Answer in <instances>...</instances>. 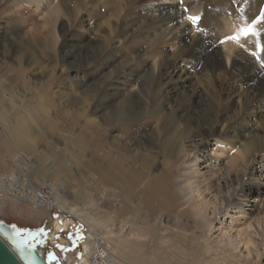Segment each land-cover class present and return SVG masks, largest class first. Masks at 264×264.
Wrapping results in <instances>:
<instances>
[{"label": "rangeland", "instance_id": "1", "mask_svg": "<svg viewBox=\"0 0 264 264\" xmlns=\"http://www.w3.org/2000/svg\"><path fill=\"white\" fill-rule=\"evenodd\" d=\"M37 1L43 9L48 3L0 0V81L5 89L14 87L11 97L22 100L27 107L41 105L42 96L51 104L47 113L42 114L43 119L28 120L31 130L23 126L26 132L22 139L30 151L19 150L35 167L50 165L51 176L49 172L39 180L54 187L65 204L80 209L88 204L84 208L91 216L97 214L93 203L101 220L120 215L123 221L119 223L118 219L108 228L117 238L128 240L135 250L145 253L148 264H264V87H254L255 77L250 79L242 66L249 61L254 71L264 75V52L257 49L258 43L264 45V0L254 7L248 0H180L178 4L159 6L154 0H80L79 13L74 11L72 0H63L72 11L68 17L58 16L61 19L55 24L52 38L37 36L47 30L42 29L41 12L33 9ZM15 3H21L17 12L24 18L22 28L37 37L19 39L14 35ZM168 7H174L168 17L178 13L180 22L190 15L202 17V33L198 34L189 20L187 24L196 33L198 44L193 40L173 45L169 35L159 36L164 26L150 16L159 15L162 10L165 15L171 10ZM258 18L254 26L258 35L235 43L228 61L223 44L238 30L225 31L224 20L237 21L241 28ZM79 37L88 45L87 52L77 48ZM214 51L221 57L217 59ZM85 54L89 56L84 59L81 55ZM235 66L238 68L233 69ZM170 72H174V83L184 81L173 114L181 115L180 107L192 111V134L194 128L200 127L199 138L204 143L199 150L192 149L193 139L187 141L175 131V120L179 123V118L160 111L159 91L165 83L161 76ZM244 73L250 80H246ZM263 75L259 79L264 81ZM113 89L124 99L117 97L116 102H105L110 99L104 95L114 93ZM58 90L75 96V105L58 103ZM83 91L87 94L80 95ZM69 97L71 101L73 98ZM89 98H94L91 108L83 112L82 101ZM112 103L118 104L124 117L108 120L103 127L97 116L108 113ZM162 105L165 107L166 103ZM95 106L101 112L94 115L91 110ZM89 120L93 121L91 126ZM180 123L184 124L185 119L180 118ZM83 128L92 139L88 153L79 161L74 139ZM251 136H256L254 151L244 162L235 160L232 155ZM114 137L125 145L123 150L117 149ZM98 143H104L106 148L98 152ZM217 151H222V156ZM196 156H200L199 164H195ZM2 157L5 168H0V174L24 178L14 167V158L7 152ZM97 157L115 167L114 173L121 170L115 166L119 162L126 176L134 175L129 173L133 164L137 173L143 175L137 190H150L149 182L152 187H161L171 199L172 209L167 216L146 219L143 213L151 210L148 197L143 193L129 194L121 187L122 182L117 186L104 184L87 163H99ZM142 167L146 174L140 171ZM192 174L202 182L198 189L195 179L186 181ZM11 196L10 191H0V221L20 231L48 262L50 255L54 257L51 264H74L87 242L89 227L71 217L68 210L54 207L37 211L23 204L25 198ZM135 207L141 212L136 217ZM55 217L72 221L68 230L59 234L64 242L36 246L33 241L43 230H50L48 224ZM205 220L209 221V228H205ZM137 229L144 235L141 239L129 235Z\"/></svg>", "mask_w": 264, "mask_h": 264}, {"label": "bare ground", "instance_id": "2", "mask_svg": "<svg viewBox=\"0 0 264 264\" xmlns=\"http://www.w3.org/2000/svg\"><path fill=\"white\" fill-rule=\"evenodd\" d=\"M72 1H73L72 6H74L73 7L74 11L76 13H79L80 8L78 6L80 3L79 2L80 0H72ZM154 1L159 2L158 4H155L157 6L168 5V4L173 5V4H178L180 2V0H154ZM241 1H243V0H241ZM259 1L260 0H248V3L253 6V5H257V3ZM47 2L48 3L46 5H44L45 8L43 9V7H42L43 5L40 4L39 1H37V2H35V8H33V9L35 11L41 12L40 17L43 18L42 19V21H43V23H42L43 28L42 29H45V27L47 28V30L45 32L41 31V34L40 35L38 34L37 36H43L46 38L51 37L52 38L56 32L55 31V24L58 23L59 19H61L58 16L61 14L63 17L64 16L68 17V15L70 14L69 11L70 10L72 11V9H68L65 6L66 1L64 2L63 0H51V1L47 0ZM69 2L70 1H68L67 4ZM230 4H232V3H230ZM20 6H21V3H15L13 6L14 7L13 8L14 17L12 19H14V27H13L14 28V35L19 39L20 38L32 39V38L37 37L35 34H33V32H30V30H26V29L22 28V22H24L23 21L24 18L20 17V14H18V12H17L18 11L17 9ZM252 6H251V8H252ZM62 8H64V9H62ZM163 8H165V7H163ZM168 8L171 10H169V11L167 10L168 13L167 14L165 13V15H163L164 13L162 10L159 15L154 14V16H150L152 21H154V22L160 21V23H162V25L164 26L163 29L161 30V32L159 33V36L169 35L171 40L174 42L173 45H175L179 42L184 43V42L193 41V40H194V43L198 44L199 39L196 37V33H194V31L192 29H188L187 24L189 21L187 19L186 20L183 19V21L180 22V17L178 15V13L177 14L174 13L173 15L168 17L170 14V11H171V14L173 13L174 7H168ZM26 11H28V12H26V14H28L29 10H26ZM63 12H66V13L62 14ZM258 12H260V11H258ZM241 13H243V12H241ZM55 15H56V18H54ZM76 17L77 16H73V18H76ZM160 19H163V20H160ZM224 22H225V29H224L225 31L235 30V29H237L239 31V29H240L239 27L241 26V23H239L237 21L229 22L228 20H224ZM92 35L96 36L95 34H92ZM242 40H243V38L241 39V41ZM235 43L236 42L233 43L232 40L228 39V41H225L223 44V49L225 51V52H223V54H225L228 61L230 59V55L232 54V52L234 50ZM86 46H88V45H86L83 42V38L79 37L77 48H79L81 51L83 50V53H84V52H87ZM214 54H216L217 59L219 57H221V55H222L216 51H214ZM81 56H83L85 59L86 57L89 56V54H85V55H81ZM77 60H79V59H77ZM242 66H245V70L247 71V74L250 77V79H252L251 76L255 77L254 79H256V81H253V85L255 84L256 86H254V87H256V88L259 87V89L264 87L263 86L264 85L263 79H259L263 75L262 72L254 71L253 65L249 61H248V63L245 62ZM236 68H238V67L237 66L233 67V69H236ZM173 73L174 72H170L169 74L165 73L164 75L161 76V77H163L162 79H163V81H165V83L163 84V88L162 89L160 88L161 90L159 91V94H160L159 95L160 111L165 110L164 114L168 115L169 117L171 116V118H172V116L176 117V115L174 116V114H173V113H175V109H176V106H174V104L178 101V99L176 100V96H179L178 91H179V89H181L183 87V84H184L183 80L182 81L178 80L177 82H179V83H174L173 82ZM113 74H114V72H113ZM244 75H245V73H244ZM245 77H246V75H245ZM106 79H108V78H106ZM250 79L248 77H246V80H250ZM14 90H15V88L10 87V86H8L7 89H5V87L3 86V83L0 81V168L1 169L5 168V164L3 162L2 155L4 152H7L11 156V158H14L16 160V161H13L14 159H12L13 164L15 163V165H16L14 167L19 169L21 174L23 173L24 178L20 179L21 175L18 177L14 176L12 178H8V175L0 174V191H2V192H4V191L9 192L10 191L11 195H12L11 197H13L14 195H17V196H20L22 198H25L26 202L23 201V204L25 203V205L35 207V209L37 211L38 210H45V209L46 210L53 209L54 207H55V209L59 208L61 210L62 209L68 210V213H70L71 217H73L74 219L86 224L89 227L88 239H87V242H85L83 244L82 252L79 254V258L74 262V264H148L146 259H145V255H146L145 253H141L139 250H135L132 243H130L128 240L123 239V238H120V239L117 238V236L113 233V231L108 228V227H112L114 225L115 221H118V219H121L119 221V223L121 221H123L122 218L120 217V215L116 218L107 217L108 218L107 220H101L99 213H98V208L93 203V205H94L93 209L97 214L91 213L92 214V216H91L88 213V209L84 208L88 204H85V206L83 205V209H80L81 207L80 208L75 207L72 204H65V202L58 195V193L56 191H54V189H55L54 187H53L54 188L53 189L50 185H47L46 182L39 180V177L42 179H45L46 175L49 174L50 170H52L50 168V165L48 167V166H45L46 164H37V166L35 167L34 163H32L31 160H29L27 158V156L24 155L23 153H21L19 150H23V149L29 150L28 146L26 145V143L22 139L24 132H26V129H24V127L26 128V126H27L28 127L27 130L28 129L31 130V125H30V122L28 123V120L30 118H34L35 120L43 119L42 114L44 115L47 113V109L49 110V108H50L49 105H51V104L48 105L47 101H46L47 99L44 96H42L41 105L37 104L32 108L30 106L27 107V104L25 105L24 102H22V100L17 101L15 97H11L12 93H14ZM86 94H87V91H83V92H81L80 95H86ZM4 95H5V97H4ZM55 96L57 97L58 103H60V104H63L65 102H67V103L71 102L73 104L77 100L75 98V96H73L72 94H70V93L67 94V93H64L60 90L56 91ZM69 96H71L73 98L71 101H69V98H70ZM104 97H108L110 99V101L105 100V102L107 101V103L108 102H116L118 99L117 97H121L120 99H124V97L122 98V96L120 94H118L117 90H114V93L104 95ZM91 100L93 101L94 98L93 99L89 98L88 100L83 99V101H82L84 104L83 109H85V110H83V112L88 110V108H91V106H90ZM162 102L166 103L167 107L166 106L164 107V105H162ZM85 104H88V105L85 106ZM73 105H75V103ZM117 105L115 103H112V106H109L110 109H109L108 113H105L106 111L104 110V108L102 110H104L105 112L102 113L101 110H99V108L96 106L94 108L92 107L91 112L94 115L97 112H101V114L99 116H97V118H98L99 122H101V126L104 127V125H106V123L109 122L108 120H112V119L118 120L119 118L124 117L123 112L120 110L121 108L119 106L117 107ZM6 106H8V107H6ZM177 108H179V107H177ZM180 110H181L180 111L181 115L176 117V119L179 118V123L177 120H175V126H176L175 131L180 133L182 136H184V138L187 139V141L190 139L191 140L193 139L191 141V144H190V145H192V149L199 150L200 147L204 144L202 142V138H199L202 134L200 127L198 129H197V127L194 128L195 134H192V131H194V130H192L190 123H192V121H194V115L190 109L180 107ZM65 111H67V110H65ZM107 111H108V109H107ZM4 113H7L9 115L6 116ZM180 118L185 119L184 124L180 123ZM89 121H88V123L90 124L89 126H91L93 121L92 120H89ZM173 129H174V127H173ZM190 135H192V136H190ZM234 135H235V137H237V134H234ZM88 137H90V139L87 140L86 138H88ZM184 138H181V139H184ZM197 138H199L200 141L194 142L195 141L194 139H197ZM91 139H92L91 136L87 133V130L85 128H83L81 130V133L76 138V140L74 139V141L76 143L75 144L76 146H74L75 147L74 149L75 150L77 149V151L79 152V154L77 155V159L79 161L82 157H84V155H86L88 153L87 150L90 147V144H91L90 140ZM113 139L118 145L117 149L122 148L121 150H123L125 148V145L121 142V140L118 139V137L117 138L114 137ZM257 139H259V138H257ZM246 140H247L246 142L243 141V144H241L239 146L240 150H236V152L232 155L235 160H240V161L244 162V161H246V156L249 155L252 151H254V149H255L254 145H256V136H251V137L247 138ZM96 148H97L96 150L98 152L103 151L104 148H106V145L104 143H98V146ZM218 149L220 150L221 148H218ZM96 150H95V152H96ZM133 151H135V150H133ZM217 152H218L217 153L218 156H222V153H223L222 151L221 152L217 151ZM117 153H119V150H117ZM123 154H124V152H123ZM89 156H91V155L89 154ZM120 157H122V155H120ZM199 157L200 156H196L195 164L200 163L201 160L199 159ZM74 159H75V157H74ZM74 159H73V161H74ZM119 159H121V158H119ZM95 160L98 161L99 163H95V162H92V163L87 162V163L90 165V168L94 171V175L96 177L98 176L104 184H107V183L111 184L112 183V184L117 186V185H119L118 184L119 182H122V183H120L121 187L125 188L129 192V194L133 193V194L139 195V194L143 193L146 197H148L147 199H149V201H150L151 210L147 211L146 207L145 208L143 207L147 211V212L143 213L146 216V219L148 217H151L154 215H156V216L159 215L161 217L167 216L166 213L169 212L170 209H172V207L170 206L171 205V203H170L171 199L169 197L165 196V191H163V189L161 187H157L158 185L156 186L154 184L152 187L151 183L149 182L148 185L151 186L150 190L146 189V190L142 191L139 189L138 190L135 189L136 187L142 185L143 175L137 173L138 169L133 164H131L132 168L129 170V173H133L134 175L131 176L128 174L126 176L122 173V165H120L119 162L117 164H115V166L117 169H121V170H118L117 172L114 173L115 167L111 168L106 163L107 162L106 159L102 160L101 158L97 157ZM72 163H74V162H72ZM140 171H142L143 174H146L145 173L146 170H144L143 167H142V170H140ZM49 175L51 176V172ZM195 176H196V174L190 175L189 177L186 178L187 179L186 181L191 180V179H195L194 183H197L196 187L198 189L199 186H202V182L198 181L199 177H195ZM226 179H227V181L230 180L228 177ZM124 183L127 184V187L124 186ZM114 185H110V188H115ZM249 189L250 188L248 186L247 190H249ZM13 198H15V196ZM144 203L145 202H143V204ZM145 206H146V204H145ZM175 207H177V206H175ZM129 208H130V206H129ZM135 208H137V210L133 211L134 217H136L135 215L141 214L139 208L138 207H135ZM178 209H179V205H178ZM130 212H132V211H130ZM177 213H179L181 215V212H177ZM71 224H72V221L69 220L68 218H61V217L52 218L51 222L48 224V227L50 228V230H43L42 234L38 237V239H35V241H33L34 244L36 246L38 245L40 247V245L41 246L43 244L47 245L50 242H57V240H61V242L63 243L64 240L59 238V234L66 232ZM204 226H205V228H209V226H210L209 221L205 220ZM129 235L136 237L138 239H141L144 236L143 233L138 229L136 232H134V231L130 232ZM93 257H95V259H93Z\"/></svg>", "mask_w": 264, "mask_h": 264}, {"label": "water", "instance_id": "3", "mask_svg": "<svg viewBox=\"0 0 264 264\" xmlns=\"http://www.w3.org/2000/svg\"><path fill=\"white\" fill-rule=\"evenodd\" d=\"M15 243L10 237H13ZM0 264H49L40 252L28 244L20 231L0 221Z\"/></svg>", "mask_w": 264, "mask_h": 264}, {"label": "snow or ice", "instance_id": "4", "mask_svg": "<svg viewBox=\"0 0 264 264\" xmlns=\"http://www.w3.org/2000/svg\"><path fill=\"white\" fill-rule=\"evenodd\" d=\"M188 20L190 21V23L192 24L193 28L197 31V33H202L203 32V27L201 24V20L202 17L199 15H190L188 16ZM259 22V18L257 20L252 21L248 26L246 27H241L239 29V31L237 32V34L232 35L230 37H228L227 39H230L234 42H236L237 44H240V41L242 38L246 39L248 36H257L258 32L255 30V24ZM242 46V45H241ZM257 49L260 52H264V45L262 44H257ZM252 55L256 56L257 53L253 52ZM259 59V57H258ZM261 67L264 68V60H261ZM16 233L15 231L13 232V237H10V239L13 240V243H15L14 237H15ZM54 260V257H52L51 255L49 256V262L51 264V261Z\"/></svg>", "mask_w": 264, "mask_h": 264}, {"label": "trees", "instance_id": "5", "mask_svg": "<svg viewBox=\"0 0 264 264\" xmlns=\"http://www.w3.org/2000/svg\"><path fill=\"white\" fill-rule=\"evenodd\" d=\"M7 223V222H6ZM8 224V223H7ZM8 225H10V224H8ZM11 226V225H10ZM12 228H14V226H11Z\"/></svg>", "mask_w": 264, "mask_h": 264}, {"label": "built area", "instance_id": "6", "mask_svg": "<svg viewBox=\"0 0 264 264\" xmlns=\"http://www.w3.org/2000/svg\"><path fill=\"white\" fill-rule=\"evenodd\" d=\"M93 259H95V257H93Z\"/></svg>", "mask_w": 264, "mask_h": 264}]
</instances>
